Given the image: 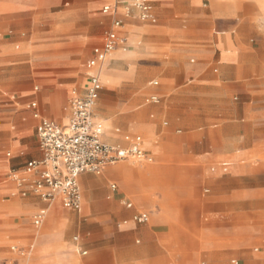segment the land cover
<instances>
[{
    "label": "crops",
    "instance_id": "crops-1",
    "mask_svg": "<svg viewBox=\"0 0 264 264\" xmlns=\"http://www.w3.org/2000/svg\"><path fill=\"white\" fill-rule=\"evenodd\" d=\"M127 1L0 0V87L12 101L0 94V264H168L176 250L174 264H264V0H148L154 24L124 16ZM116 3L117 15L102 12ZM116 17L125 42L103 66L100 96L146 84L145 104L156 94L160 105L126 116L124 133L95 116L104 142L140 136L152 161L81 174L77 211L22 197L9 173L42 157L30 104L66 125L68 90L84 92L82 61L104 37L85 49Z\"/></svg>",
    "mask_w": 264,
    "mask_h": 264
},
{
    "label": "built area",
    "instance_id": "built-area-1",
    "mask_svg": "<svg viewBox=\"0 0 264 264\" xmlns=\"http://www.w3.org/2000/svg\"><path fill=\"white\" fill-rule=\"evenodd\" d=\"M117 5L118 3L112 7L106 6L102 12L117 15ZM133 10L141 21L156 23L148 0H128L124 7V16L132 15ZM122 24L121 18H114L110 30L103 38L102 46L93 49L91 58L86 62L89 73L87 86L83 93H79L77 89L71 91L66 125L44 118L38 112L37 104H30L34 111L33 116L38 121L36 136L42 157L29 161L20 169L10 171L9 179L15 183L22 197L32 194L48 205L59 201L63 208L77 211L82 204L78 180L81 174L99 175L105 168L117 164L152 161L143 149L140 136L134 137L128 147L104 142L103 123L94 114L102 89L100 76L103 66L109 55L125 42L119 34ZM158 85L157 81L152 82L153 87ZM147 102L158 104L160 99L152 94ZM45 218V209L35 213L32 218L34 227H41ZM147 220L146 214L134 217L137 223Z\"/></svg>",
    "mask_w": 264,
    "mask_h": 264
},
{
    "label": "rangeland",
    "instance_id": "rangeland-1",
    "mask_svg": "<svg viewBox=\"0 0 264 264\" xmlns=\"http://www.w3.org/2000/svg\"><path fill=\"white\" fill-rule=\"evenodd\" d=\"M110 23L109 25H107L106 27L103 28L100 37L91 44L90 47H87V49H85L86 53L89 55L91 48L98 43L104 36L105 34L110 30ZM85 57V56H84ZM88 59L85 57L82 61V66L84 67V64L86 63ZM131 63H127V65L129 66ZM112 66H115V68H118L119 64L118 63H114ZM157 80V77H152L150 78L148 81L151 80ZM75 85L71 86L68 90V92L71 94V89L74 87ZM146 84L140 86L138 89H134L132 87H128L127 89V95H121L119 87L115 90V91H107L105 92L104 97L100 96V99L98 101V103L96 104L95 108H94V114L96 116H98L103 122L104 125L108 127L109 130H115L117 128L120 129V133H124L126 132V127L123 123V119L126 116H131L132 114H139V120H145L147 115H148V109L150 108H154V107H158L160 105L156 104H145V97L150 93V91L148 92L146 90ZM40 90V89H39ZM10 92L5 89L0 87V94L2 95L3 98H6L4 101L5 104H10L11 101V95L9 94ZM9 100V101H8ZM17 109L19 112H24L26 111V107H23L21 105L17 106ZM182 128L178 129V139H180L182 137ZM136 134H140L143 136V133L141 132H135ZM134 133L128 136V140H130L133 137ZM178 142H175L172 145H178ZM171 145V146H172ZM6 158V157H5ZM174 155L170 154V155H164V160L165 161H172L174 159ZM130 164H121L119 166H128ZM118 166V167H119ZM137 170L139 169V166L135 165L134 167ZM138 178V177H137ZM138 180H140L138 178ZM142 180V179H141ZM116 183L117 184V189L116 191H118L119 189V182L115 181V180H111L110 183ZM152 190L145 192L144 194V198H149L152 194ZM14 250H12L14 252L15 255H22V250L15 245L11 246ZM25 254V253H24ZM182 252L179 250L176 251H169V261L168 264H174L176 261L177 256L181 255Z\"/></svg>",
    "mask_w": 264,
    "mask_h": 264
}]
</instances>
